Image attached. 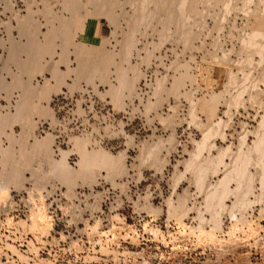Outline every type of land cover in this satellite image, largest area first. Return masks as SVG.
I'll use <instances>...</instances> for the list:
<instances>
[{
    "label": "rangeland",
    "instance_id": "obj_1",
    "mask_svg": "<svg viewBox=\"0 0 264 264\" xmlns=\"http://www.w3.org/2000/svg\"><path fill=\"white\" fill-rule=\"evenodd\" d=\"M222 3L223 0H203L201 4L194 5L188 45L183 44L180 30L167 41L160 39V26L159 31L141 30L136 35L137 43L129 64L123 55L128 17L123 15L121 7L115 9L116 21L107 16H89L85 11L81 12L78 17L80 27L74 31L72 39L84 45L83 54L115 53L117 65L127 69L131 80L137 74L130 66L137 67L139 71L133 91H127L118 100L111 94V87H117L119 83L116 67L111 66L107 81L97 79L91 83L80 80L74 72L80 65L74 48L65 52L58 46L52 54L41 58V68L53 62L63 79L54 71L42 74L45 71L41 70L35 76L29 73L31 66L26 62L31 56L24 48L31 40L43 41L48 36L50 22L56 14L65 19L76 16L66 10V0H0V40L3 42L0 45V85L3 82L18 84L22 79L31 82L36 86L34 88L47 86L50 93L55 91L46 104L48 110L39 104L27 103L26 96L22 114L29 117L11 121V117L19 112L18 105L28 88L16 86L10 96L0 90L4 96L1 97L0 116L10 117L5 124H0V178L6 176L11 180L16 171H20L24 179L22 187L14 181L9 184L0 204L11 191L20 192L27 184L38 191L58 184L68 195L74 190H93L96 201L105 207L104 213L96 214L89 223L84 221L85 225L93 227L91 231L80 225L77 230L56 235L51 232L53 223L46 212H39L47 217L49 230L46 232H43L44 225L34 226L32 217L38 213L28 218L29 213L26 219L18 221L24 237L19 238L16 246L6 247L8 254L6 249L0 250V264H152L121 257L129 255L119 245L123 239L121 231L135 220L127 217L124 222L120 208L129 206L128 212L144 211L160 221L176 223H182L188 216L195 217L200 228L211 223L210 239L215 237L213 232L221 230L224 215L241 210L233 207L236 202L234 196L225 199L226 210H208L206 196L187 168L197 150V143L203 140L211 127L216 130L218 123L223 122L220 135L210 139L213 149L203 151L202 157H216L228 148L236 152L244 137V150L251 149L264 117V54L261 58L254 49L249 50L243 45L244 37L254 26L264 25V5L256 0L247 15L243 1L239 0L231 13L225 14ZM48 10L53 11V15H49ZM126 10L130 12L129 7ZM89 11H93L92 6H89ZM30 13L36 24L27 26V34L24 35L19 19ZM93 26H96L98 34L101 28L102 38H89L87 31ZM12 41L23 46L16 55L11 51ZM262 43L264 45V41ZM249 53L254 62L243 64L244 69L239 68L237 64L244 62ZM13 57L15 60L9 63ZM244 72L247 73L244 75ZM249 73L250 81L245 84L244 76H249ZM229 75H234L237 82L230 81ZM164 77L165 89L157 98L156 83ZM182 77L184 82L177 94L174 83ZM46 79L54 80L57 88L51 87ZM43 81V85L37 86ZM60 85L64 87L62 90L58 89ZM243 87L247 90L244 91ZM241 90L242 93L239 92ZM238 93L243 97L240 101L235 99ZM49 94L38 97L46 99ZM55 98L58 101H54ZM200 101L202 106H197L193 118V105ZM150 103L155 104L152 109L147 107ZM210 104L212 113L209 115L207 107ZM33 111L37 112V118H31ZM48 137L53 139L51 146L37 147L38 141ZM160 141L164 142L163 145L155 150ZM33 152L43 155V158L35 159ZM151 152L155 155L147 159L145 155ZM11 153L15 156H10ZM66 154L68 165L75 171L81 170L84 157H94L115 167L92 168L94 179L80 178L73 187L53 177H47L40 184L35 169L42 168L49 174L54 164L62 161ZM253 158L248 170L255 175L258 173L260 180L261 168L255 164L257 155L254 154ZM225 163L229 164L230 159L226 158ZM122 168H125L124 172ZM223 172L224 166L216 175L210 174L207 182L215 185L223 177ZM179 174L182 177L176 184L174 178ZM229 187L235 190L237 183H231ZM184 201L187 202L186 209L182 208ZM263 201L264 192L262 200L258 199L256 203ZM254 203L251 201V205ZM215 212L220 214V228L214 221ZM81 216L86 219L85 215ZM108 241L116 246L113 247L121 256L112 255L113 249L107 246ZM238 262L245 264L246 261L241 259Z\"/></svg>",
    "mask_w": 264,
    "mask_h": 264
},
{
    "label": "bare ground",
    "instance_id": "obj_2",
    "mask_svg": "<svg viewBox=\"0 0 264 264\" xmlns=\"http://www.w3.org/2000/svg\"><path fill=\"white\" fill-rule=\"evenodd\" d=\"M86 1L87 3L83 2L82 0H66L67 2V5L65 7L66 10L68 12H72L76 16L71 17L70 19H65L56 14L55 15L56 17H54L50 22V30L48 36H46L43 41L31 40V42H29V44L24 48V50L28 51L29 55L31 56V58L29 57V60L26 62V64H29L31 66L29 73L32 75H34L36 72H40L41 70L54 71L56 72L59 78L63 79V76L59 74V72L57 71V65L53 62L49 63L45 67V69H41L40 68L41 58L46 54H52L58 46H60L65 52L69 51L71 48H74L76 55L78 56V60L80 62L79 68L74 72L75 74H77V77L80 80H87L88 82L91 83L95 82L97 79L102 81H107L109 79L111 66L116 67L119 83L117 87L115 86L111 87V94L114 95L118 100H121V98L124 96V94L127 91H133L135 82L137 81V78L140 75L139 71L137 67L130 66L132 70H134L135 73L137 74L135 79L131 80L128 78L127 69L123 66L117 65L118 57L115 53L107 52V53H99L98 55H92V56L84 55L83 54L84 45L81 42L76 43L72 39L74 35V31L80 27L79 24L80 18H78L80 13L85 11L86 14L89 16L102 15V16H107L109 18H113L116 21L117 17L115 16V9L121 7L123 15L128 17L127 19L128 32L125 33V48L123 55L125 58V62H128L129 64L130 62L129 59L131 57L132 51L137 43L136 35L141 30L148 31L149 29H151L153 31H159V26H160L161 41H165V40L167 41L169 38H171L174 35L175 31L180 30L182 31V38L184 42L183 44L188 45L191 37L189 33L190 32L189 23L191 21L192 9L195 4H201L203 2V0H124L123 2H121V0H86ZM237 1L239 0H223L222 4L224 6L225 14H228L229 12L231 13V11L236 7L235 4ZM242 1L244 3L243 10L246 13H248L247 15H249V13L252 10V5L256 2V0H242ZM257 1L262 5H264V0H257ZM211 2L212 1H209L208 3L212 4ZM89 6L93 7L92 12L89 11ZM127 7L130 8V12L126 10ZM47 13L49 15H53V11L51 10H48ZM163 15L165 17H162ZM19 21H20L21 31L22 33H24V35L27 34L26 33L27 26L32 25L33 23L36 24L32 13H30L25 18H20ZM154 23L157 25L154 26ZM262 41H264V25H257L254 26L251 32L244 37L243 45L245 48L249 50L254 49L262 58L264 54V45ZM2 44L3 42L0 40V45ZM22 47L21 45H19L18 42L12 41V47H11L12 54L13 55L18 54V52H20V49H22ZM149 58H150V54H149ZM252 59L253 57L250 54V56L244 62L241 61V63L237 65L239 66V68L244 69L243 64L245 63L252 64L254 62V60L252 61ZM14 60L15 57H13L12 59L10 58L8 62L10 63L13 62ZM246 73L244 72V75ZM232 74L233 73H231V75ZM231 75H229L230 81L236 83L237 82L236 78L234 77V75L233 76ZM244 77H245V81L243 82L246 84V82L250 81L251 75L249 73V76L246 75ZM183 82H184V77L179 78L175 81L174 83L175 93L177 94L179 93V87L183 84ZM257 82L255 84H257ZM165 83H166V77L158 80V82L156 83L155 96L157 98H159L163 93L165 89ZM245 87L249 88V86H245ZM245 87L242 88L244 91L247 90ZM239 92L242 93V90ZM29 93L45 96L50 93V89L47 86L38 87V88L30 87L27 89V91H25V94H29ZM241 93H238L237 94L238 96H236L235 99L240 101V98L242 97ZM202 103H203L202 101H200L198 105H195L196 103H194L192 110L193 118L196 116L197 106L198 107L200 105L202 106ZM154 105L155 104L150 103L147 107L148 109H152ZM211 106L212 105L210 104L207 107V113L209 115L212 113ZM24 107H25L24 103L21 102L18 105L19 112L17 113V115L13 116V118L11 117V121L19 120L20 118H22V116H24V114H22V110H24ZM9 120H10L9 116H2V115L0 116V124H5ZM222 126H223V122H219L218 128L216 130L211 127L205 133L203 140L197 143V150L193 155V158L190 160V162L187 163V168L190 171H192L193 175L195 176L199 190L205 194L206 206L208 210L210 211L226 210L227 207L225 206L224 201L225 199H228L230 196H234L236 198V202L234 203L233 207L240 208L242 210L247 207L249 208V206L251 205V201H249L250 199H248V196H250L253 190L252 186L254 181H253V175L249 172L248 167L254 159L253 158L254 154L257 155V162H255V164L261 168L260 183H263L262 185L264 186V117L262 118V121L258 128L257 140L255 141L251 149L244 150V144L246 138L244 137L241 140V147L236 152H233L231 151V148L230 149L228 148L220 151L216 157L213 158L202 157L203 151L213 149L214 146L210 145V141H211L210 139L214 137H218L220 135V130ZM52 143H53V139L51 137H48L42 141H38V143L36 144L37 147L41 148L44 146L49 147L51 146ZM163 143H164L163 141H160L157 145H155L154 149L158 150L163 145ZM12 154L14 153H11L10 156H15ZM32 155L35 159L38 160L40 158L41 159L43 158L42 157L43 155H39V154L36 155L34 152ZM154 155L155 154L151 152L145 155V157H147V159L149 158L151 159V157ZM67 157L68 155L66 154L62 161L55 163L49 174L45 173L42 168L40 169L36 168L35 175L39 177V180L41 181L40 184H43V181H45L47 177H53V178H59L62 181H64L69 187H73L76 181L80 178H87L93 180L94 173L91 170L92 168L115 167L114 164L101 161L94 157L92 158L84 157L83 161L81 162V170L75 171L68 165ZM226 158L230 159L229 164L225 163ZM223 166H224L223 177L215 185L208 183L207 182L208 176L210 174L216 175L217 173L220 172V168ZM124 171L125 168H122V172ZM181 177L182 174L175 176L174 181L176 184L179 182ZM12 181L16 182L17 185H19V187L23 186L24 179L20 171H16L14 178L12 177L11 180H9L6 176H1L0 200L9 190V184ZM234 182L237 183V188L235 190H232L230 189L229 185L231 186V183ZM32 189L36 190L34 189V187ZM7 199L8 197H6L1 202L0 206H2ZM187 200L188 199H186V201ZM186 201L183 202L182 208L184 209H186V204H187ZM173 208L175 209V207ZM39 212L47 213L46 209L43 206H40L31 209L28 218H30L33 213H38L32 217V220L34 221V226L38 228L39 224L42 226L44 225L45 228H43V232H46L47 230H49L47 217L43 213H39ZM215 213L216 214L214 216V221L216 223V226L219 227L220 214L218 212ZM92 228L93 227L90 226L89 224L85 225L86 231L88 230L91 231ZM108 252H110L109 249ZM112 255L114 257L121 256V254L116 250H112ZM121 257H125V256H121ZM237 264H242V263L238 262Z\"/></svg>",
    "mask_w": 264,
    "mask_h": 264
},
{
    "label": "built area",
    "instance_id": "obj_3",
    "mask_svg": "<svg viewBox=\"0 0 264 264\" xmlns=\"http://www.w3.org/2000/svg\"><path fill=\"white\" fill-rule=\"evenodd\" d=\"M96 197L93 190H74L68 195L58 184L40 191L27 184L20 192L11 191L0 208V250L19 243L24 234L18 221L26 219L31 209L40 206L46 209L53 223L54 235L77 230L80 225L85 228L84 221L89 223L96 214L105 211ZM120 209L124 222L127 217L135 220L121 231L123 239L119 245L130 253L125 259L152 264H237L243 259L245 264H264V201L224 215L221 230L213 232V239L209 238L211 223L199 228L195 217L188 216L182 223H176L160 221L144 211L128 212L129 206ZM107 246L116 250L109 241Z\"/></svg>",
    "mask_w": 264,
    "mask_h": 264
},
{
    "label": "crops",
    "instance_id": "obj_4",
    "mask_svg": "<svg viewBox=\"0 0 264 264\" xmlns=\"http://www.w3.org/2000/svg\"><path fill=\"white\" fill-rule=\"evenodd\" d=\"M99 31V34L97 33V31H96V26L94 27H92V28H90V29H88V31H87V34L89 35V38H98V39H100V38H102V36H101V28H100V30H98ZM41 68V67H40ZM41 69H45V67H42ZM46 72H48V71H45V72H43L42 74H44V73H46ZM51 74V73H50ZM36 75H39V74H36ZM41 75V74H40ZM35 76V75H34ZM33 76V77H34ZM46 80H48L49 81V85L51 86V87H55V89L57 88V86H56V83L54 82V80H51V79H46ZM44 82L45 81H43L42 82V84H39V85H37V86H41V85H43L44 84ZM16 86H24L25 88H30V87H32V88H34V87H36V86H34V85H32V83L31 82H24L22 79L20 80V82L17 84H15V83H12V84H6L5 82H3L1 85H0V90H4V92H5V94L7 95L8 94V96H10V92H11V90L14 88V87H16ZM38 88V87H37ZM64 87H62L61 85L60 86H58V89H60V90H62ZM54 89V90H55ZM26 91H27V89H26ZM22 92V91H21ZM1 93H3V92H0V102H3V100H2V98L1 97H4L3 95L1 96ZM30 94V93H29ZM54 94H55V91L54 92H51L50 94H49V96H48V98H46V99H42V98H39L38 96H40V95H37V94H30V95H28V94H25V91L23 92V97H22V100H21V102H23L24 103V99H25V97L26 96H28V97H26V101H27V103H33V104H39L40 105V107H42V108H44V109H47V107H46V104L49 102V101H51V99L53 98V96H54ZM5 95V97H7ZM36 95V96H35ZM20 97H21V95H20ZM41 97V96H40ZM21 99V98H20ZM5 102H7L6 100H4ZM20 101V100H19ZM20 102V103H21ZM24 109H25V107H24ZM48 110V109H47ZM22 111H24V110H22ZM37 112L36 111H33V112H31V118H37L38 117V115H35ZM2 116H4V115H2ZM40 116V115H39ZM22 117H29L28 115H24V116H22ZM252 175H253V190H252V192H251V194H250V196H248V199H250V201H253V202H255L256 203V201L258 200V199H261L262 200V195H263V192H264V186H262L261 185V183H260V180H259V174L257 173L256 175L254 174V173H251ZM255 179V180H254ZM258 179V180H257Z\"/></svg>",
    "mask_w": 264,
    "mask_h": 264
}]
</instances>
